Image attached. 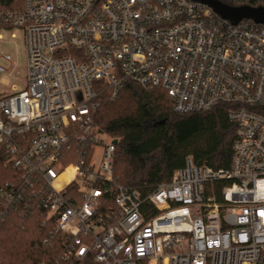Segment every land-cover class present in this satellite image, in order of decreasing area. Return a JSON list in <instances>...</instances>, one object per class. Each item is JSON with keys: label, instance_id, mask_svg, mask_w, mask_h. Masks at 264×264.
I'll list each match as a JSON object with an SVG mask.
<instances>
[{"label": "built area", "instance_id": "obj_1", "mask_svg": "<svg viewBox=\"0 0 264 264\" xmlns=\"http://www.w3.org/2000/svg\"><path fill=\"white\" fill-rule=\"evenodd\" d=\"M13 29L25 84L0 96L13 169L0 226L12 211L44 212V243L65 264H264L263 24L197 0H0V30ZM128 83L161 88L178 114L225 106L230 166L186 157L146 195L116 183L117 143L94 118Z\"/></svg>", "mask_w": 264, "mask_h": 264}, {"label": "trees", "instance_id": "obj_2", "mask_svg": "<svg viewBox=\"0 0 264 264\" xmlns=\"http://www.w3.org/2000/svg\"><path fill=\"white\" fill-rule=\"evenodd\" d=\"M217 1L238 6L235 0ZM171 105L161 88L145 89L133 83L115 99L103 98L94 124L117 140L113 158L116 183L146 195L169 181L186 157L213 169L230 166L235 126L227 118L226 107L178 114ZM8 156L0 145V181L13 172ZM44 221L41 211L10 212L0 226V264H65L44 243L52 228Z\"/></svg>", "mask_w": 264, "mask_h": 264}, {"label": "rangeland", "instance_id": "obj_3", "mask_svg": "<svg viewBox=\"0 0 264 264\" xmlns=\"http://www.w3.org/2000/svg\"><path fill=\"white\" fill-rule=\"evenodd\" d=\"M0 36V67L4 70L0 73V96H3L24 88L25 48L23 33L19 29L0 30ZM5 55L10 57V61L3 60ZM99 137L104 141L108 139L104 134Z\"/></svg>", "mask_w": 264, "mask_h": 264}, {"label": "water", "instance_id": "obj_4", "mask_svg": "<svg viewBox=\"0 0 264 264\" xmlns=\"http://www.w3.org/2000/svg\"><path fill=\"white\" fill-rule=\"evenodd\" d=\"M203 4L208 5L216 14L223 19L231 21L233 24L241 20L251 19L256 23L264 25V8L249 7V6H228L218 2L217 0H197ZM117 140H113L116 144Z\"/></svg>", "mask_w": 264, "mask_h": 264}]
</instances>
